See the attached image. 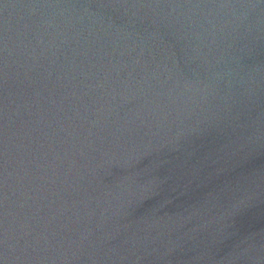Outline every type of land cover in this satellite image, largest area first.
Masks as SVG:
<instances>
[{
	"label": "water",
	"instance_id": "1",
	"mask_svg": "<svg viewBox=\"0 0 264 264\" xmlns=\"http://www.w3.org/2000/svg\"><path fill=\"white\" fill-rule=\"evenodd\" d=\"M174 264H264V0H232Z\"/></svg>",
	"mask_w": 264,
	"mask_h": 264
}]
</instances>
